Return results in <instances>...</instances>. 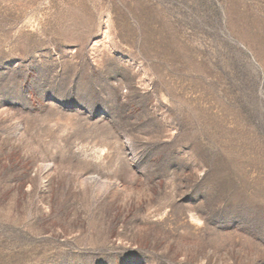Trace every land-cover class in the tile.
I'll list each match as a JSON object with an SVG mask.
<instances>
[{
    "label": "rangeland",
    "instance_id": "obj_1",
    "mask_svg": "<svg viewBox=\"0 0 264 264\" xmlns=\"http://www.w3.org/2000/svg\"><path fill=\"white\" fill-rule=\"evenodd\" d=\"M0 264H264V0H0Z\"/></svg>",
    "mask_w": 264,
    "mask_h": 264
}]
</instances>
